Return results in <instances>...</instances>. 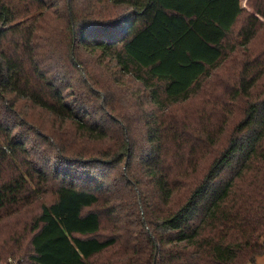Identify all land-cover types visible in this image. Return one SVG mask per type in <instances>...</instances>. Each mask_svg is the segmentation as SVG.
Listing matches in <instances>:
<instances>
[{
    "label": "trees",
    "instance_id": "obj_1",
    "mask_svg": "<svg viewBox=\"0 0 264 264\" xmlns=\"http://www.w3.org/2000/svg\"><path fill=\"white\" fill-rule=\"evenodd\" d=\"M248 4L0 0V260L264 256V0ZM32 184L52 200L33 208Z\"/></svg>",
    "mask_w": 264,
    "mask_h": 264
},
{
    "label": "rangeland",
    "instance_id": "obj_2",
    "mask_svg": "<svg viewBox=\"0 0 264 264\" xmlns=\"http://www.w3.org/2000/svg\"><path fill=\"white\" fill-rule=\"evenodd\" d=\"M241 3L243 5L244 8H246L247 11L251 12L252 11V8L249 6L248 4V0H241ZM261 20L264 21V18L261 17ZM236 34L234 36V38H236ZM40 141V139H37ZM42 142V141H40ZM15 169V164L12 163L10 165V171L12 172V170ZM31 188V192L28 193L31 195V198L32 199H35L34 203H33V208L37 205L38 202H49L52 200V196L50 194H40L38 195V192L37 191H34V185L32 184V186L30 187ZM251 264H264V256H259L257 259H256V262L255 263H251Z\"/></svg>",
    "mask_w": 264,
    "mask_h": 264
},
{
    "label": "built area",
    "instance_id": "obj_3",
    "mask_svg": "<svg viewBox=\"0 0 264 264\" xmlns=\"http://www.w3.org/2000/svg\"><path fill=\"white\" fill-rule=\"evenodd\" d=\"M0 264H20V263L17 259L10 257L7 260H0Z\"/></svg>",
    "mask_w": 264,
    "mask_h": 264
}]
</instances>
